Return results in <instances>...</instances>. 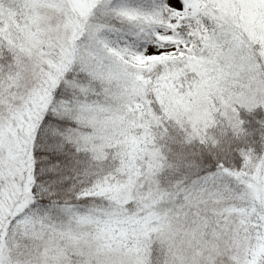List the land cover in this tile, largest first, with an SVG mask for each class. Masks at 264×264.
<instances>
[{
	"label": "snow or ice",
	"instance_id": "6c2138e0",
	"mask_svg": "<svg viewBox=\"0 0 264 264\" xmlns=\"http://www.w3.org/2000/svg\"><path fill=\"white\" fill-rule=\"evenodd\" d=\"M0 264H264V0H0Z\"/></svg>",
	"mask_w": 264,
	"mask_h": 264
}]
</instances>
